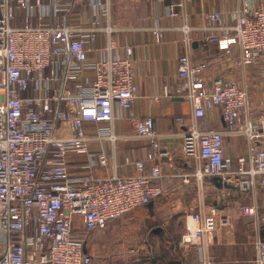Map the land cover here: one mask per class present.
<instances>
[{
  "label": "built area",
  "instance_id": "obj_1",
  "mask_svg": "<svg viewBox=\"0 0 264 264\" xmlns=\"http://www.w3.org/2000/svg\"><path fill=\"white\" fill-rule=\"evenodd\" d=\"M169 14L178 11L173 7ZM204 17V39L231 56V69L264 62V0L244 7L232 23L218 10ZM182 29L184 42L192 43L195 27L186 22ZM120 30L112 21V0H0V264H94L77 232L106 229L163 193L155 181L163 177L160 160L167 153L154 118L131 111L138 98L134 51L128 45L121 56L115 39ZM154 33L163 39L158 24ZM209 69L208 62L183 53V82L174 94L190 100L197 118L220 108L227 125L247 136L249 154L235 166L225 154L222 130L203 129L196 120L185 124L179 116L182 153L204 160L194 173L198 179L220 176L264 194V145L258 143L264 112L253 118L249 90L230 72L211 75ZM164 94L171 96L168 86ZM117 109L132 120L134 137L149 140L150 169L137 159L136 173H119ZM71 155L85 156L80 172ZM243 214L256 216L258 208L246 205ZM258 220L264 225L263 217ZM228 227L233 222L226 212L205 218L191 211L185 241L195 245ZM255 262L264 264V237L256 240Z\"/></svg>",
  "mask_w": 264,
  "mask_h": 264
},
{
  "label": "crops",
  "instance_id": "obj_2",
  "mask_svg": "<svg viewBox=\"0 0 264 264\" xmlns=\"http://www.w3.org/2000/svg\"><path fill=\"white\" fill-rule=\"evenodd\" d=\"M253 5L254 0H112V21L121 28L115 33L120 54L125 56L128 45L134 51L138 98L131 111L138 116L154 118L156 129L161 134V146L167 155L160 160L163 177L155 181L162 187L163 193L154 197L150 206L139 207L111 221L106 229L99 232L106 231L110 240L116 235L124 236L130 229L148 231L153 260L158 258L150 264H183L209 258H212L210 264H256V240L264 237V225L261 226L258 220V217L264 218L262 190L220 188L212 176L198 179L194 173L204 160L199 155L186 156L182 153L181 132L185 125L178 121V117H185V124L196 120L203 129L222 130L225 154L233 157L235 166L240 157L249 154L250 142L246 135L227 125L220 108L209 110L205 117L197 118L190 100L174 94L183 82L178 74V60L188 52L194 61L208 62L211 75H217L221 70L230 72L249 90L253 118L264 112V62L247 69H231V56L221 52L216 43L205 40L203 30L199 28L209 24L204 17L206 12L222 11L226 21L232 23L238 12L244 7L252 9ZM173 7L178 11L177 16L169 14ZM186 22L195 27L190 44L184 42L182 26ZM156 24L163 28L162 40L156 39ZM237 52V48L233 50V54ZM165 86L169 87L171 96L164 94ZM115 131L123 137L118 141L119 173H136L134 161L146 160L152 146L148 139L134 137L132 120L127 114L121 115L119 109ZM258 143L264 145V138ZM106 148L110 146L106 144ZM128 156L132 158V163H126ZM85 159V156L71 155L73 170L80 172ZM146 162L147 169H150L152 162ZM98 173L108 174L110 170ZM251 204L257 206L258 214L245 216L243 207ZM191 211L200 212L205 218H212L217 212H226L232 218L233 227L216 230L203 236L197 244L190 245L185 238L188 213ZM176 236L179 240H175ZM162 248L167 251L172 249L168 252L162 250L161 254ZM103 264L116 263L104 259Z\"/></svg>",
  "mask_w": 264,
  "mask_h": 264
},
{
  "label": "rangeland",
  "instance_id": "obj_3",
  "mask_svg": "<svg viewBox=\"0 0 264 264\" xmlns=\"http://www.w3.org/2000/svg\"><path fill=\"white\" fill-rule=\"evenodd\" d=\"M85 235L92 245L94 264H103L104 259L116 264H150L154 258L153 250L149 247L151 236L148 231L130 229L124 236L116 235L110 240L106 231L88 232ZM162 250L161 254L164 252Z\"/></svg>",
  "mask_w": 264,
  "mask_h": 264
},
{
  "label": "trees",
  "instance_id": "obj_4",
  "mask_svg": "<svg viewBox=\"0 0 264 264\" xmlns=\"http://www.w3.org/2000/svg\"><path fill=\"white\" fill-rule=\"evenodd\" d=\"M145 206H146V205H145ZM78 223H79V218L77 217L75 224L78 225ZM88 232H98V231L79 230L77 233H78L81 237H83L84 240L87 241V252H89V253H91V254L93 255L92 245L89 243V241H88V239L86 238V235H85V234H87ZM175 240H179V236H176V237H175ZM171 249H172V248H171ZM171 249H169L168 251H170ZM163 250L165 251L166 249L163 248ZM166 251H167V250H166ZM168 251H167V252H168ZM157 260H158V258H155V259L152 260V261H157Z\"/></svg>",
  "mask_w": 264,
  "mask_h": 264
},
{
  "label": "water",
  "instance_id": "obj_5",
  "mask_svg": "<svg viewBox=\"0 0 264 264\" xmlns=\"http://www.w3.org/2000/svg\"><path fill=\"white\" fill-rule=\"evenodd\" d=\"M211 178L213 179L215 184L220 188L224 187V186L227 188H236V186L234 184L223 181L222 177H220V176H212ZM150 205H151V203L148 204V206H150Z\"/></svg>",
  "mask_w": 264,
  "mask_h": 264
}]
</instances>
